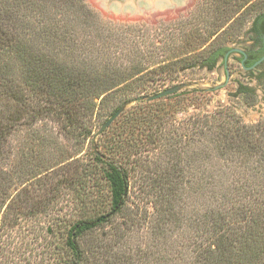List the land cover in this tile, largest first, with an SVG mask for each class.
<instances>
[{"label": "trees", "instance_id": "1", "mask_svg": "<svg viewBox=\"0 0 264 264\" xmlns=\"http://www.w3.org/2000/svg\"><path fill=\"white\" fill-rule=\"evenodd\" d=\"M200 2L151 38L83 0H0V241L43 221L48 264H264V119L203 113L184 90L135 104L94 141L128 100L224 66L261 9ZM241 95L256 103L254 88ZM64 202L78 218L49 221Z\"/></svg>", "mask_w": 264, "mask_h": 264}, {"label": "rangeland", "instance_id": "2", "mask_svg": "<svg viewBox=\"0 0 264 264\" xmlns=\"http://www.w3.org/2000/svg\"><path fill=\"white\" fill-rule=\"evenodd\" d=\"M83 1L101 19L119 25H131L139 28L143 26L148 29L151 38L157 32L167 34L169 28L164 27L165 25L176 23L175 26L181 27L177 22L182 21V18L189 15L192 11L197 12L202 5L201 0H152V2L154 1L153 4H145V0L142 3H140L141 0ZM128 2L133 3L131 7L128 5ZM202 27L205 33H208L209 29L205 25ZM244 38L246 39L244 36L243 38L241 37V40L243 41ZM213 40L214 38L209 40L208 44L201 45V49L209 50V45ZM238 47L242 46L237 44L232 45L231 49H237ZM237 52L238 50L232 52L227 64L219 66L215 71L196 70L194 74L189 75L190 80H185L184 83L197 86L185 90L198 91V93L192 95L199 101L201 99L199 105H201L203 113L213 114L220 109L224 110L227 107H231L237 118H241L246 124H254L264 119V83L259 84L253 75H249L240 66L238 62L239 54ZM240 85L254 87L257 97L255 104H246L242 95L239 97L234 96ZM174 86H177V84ZM192 111L193 108L188 110L189 114H187V117H189L188 115ZM187 117H184V119ZM51 126L49 124V129L52 128ZM17 139L20 142L21 138ZM95 142H97V139ZM93 146L94 141L91 139L86 143L82 153L78 157H88L90 148ZM68 147L72 151L74 150L72 145ZM70 155L73 154L71 153ZM138 194V184H135L130 206L131 209H139L140 214L145 211L147 206L141 194ZM139 196L140 198H138ZM74 207L72 205L67 206L66 202L57 205L53 208V212L50 213L49 221L55 219V216L59 220H68L69 222L76 220L78 215ZM61 223V221H58L59 225ZM46 235V227L43 221L26 222L18 230H15L11 237L4 236V240L0 241V264H48L46 260L48 254L46 252L48 250L50 252V247L56 241L51 240L50 237L46 238ZM59 240L61 241V239Z\"/></svg>", "mask_w": 264, "mask_h": 264}, {"label": "flooded vegetation", "instance_id": "3", "mask_svg": "<svg viewBox=\"0 0 264 264\" xmlns=\"http://www.w3.org/2000/svg\"><path fill=\"white\" fill-rule=\"evenodd\" d=\"M256 6L260 9L254 14L253 19L248 27L250 32L245 35L246 39L239 44L237 49H231L225 65L227 64L231 53L238 50L240 66L258 81V83H264V0H248L245 4V8ZM245 64H249V67H245ZM254 88V87H252Z\"/></svg>", "mask_w": 264, "mask_h": 264}, {"label": "water", "instance_id": "4", "mask_svg": "<svg viewBox=\"0 0 264 264\" xmlns=\"http://www.w3.org/2000/svg\"><path fill=\"white\" fill-rule=\"evenodd\" d=\"M229 55V54H228ZM193 86H197V85H193L190 83H182L179 84L177 86L168 88L160 93H157L155 95H143L140 97H136L133 99H130L129 101H127L126 103H124L120 109L105 123V125H103V127H101V129L96 133L95 137H94V141L99 137V135L101 134V132H103L104 130L108 129L109 127L112 126V124L120 117L121 114H123L130 106L135 105L139 102H143V101H148V102H152L155 100H159L165 97H168L170 95L179 93L185 89H189Z\"/></svg>", "mask_w": 264, "mask_h": 264}, {"label": "bare ground", "instance_id": "5", "mask_svg": "<svg viewBox=\"0 0 264 264\" xmlns=\"http://www.w3.org/2000/svg\"><path fill=\"white\" fill-rule=\"evenodd\" d=\"M142 1H143V0H141L140 3H142ZM156 1H157V0H156ZM158 1H161V0H158ZM162 1H165V0H162ZM173 1H174V0H173ZM144 3H145V4H150V3L153 4L154 1L152 2V0H145ZM168 3H170V2H168ZM132 4H133V3L128 2V5H129L130 7L132 6ZM129 6H128V7H129ZM142 6H143V5H142Z\"/></svg>", "mask_w": 264, "mask_h": 264}]
</instances>
